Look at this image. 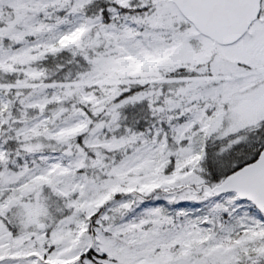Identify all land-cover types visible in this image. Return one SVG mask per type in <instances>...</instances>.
Wrapping results in <instances>:
<instances>
[{
    "label": "snow or ice",
    "instance_id": "snow-or-ice-1",
    "mask_svg": "<svg viewBox=\"0 0 264 264\" xmlns=\"http://www.w3.org/2000/svg\"><path fill=\"white\" fill-rule=\"evenodd\" d=\"M0 264H264V0H0Z\"/></svg>",
    "mask_w": 264,
    "mask_h": 264
}]
</instances>
